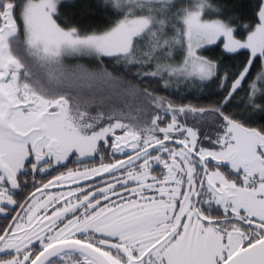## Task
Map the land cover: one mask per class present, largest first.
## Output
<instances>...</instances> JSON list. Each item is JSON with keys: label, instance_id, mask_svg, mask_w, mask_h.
Instances as JSON below:
<instances>
[{"label": "snow or ice", "instance_id": "6c2138e0", "mask_svg": "<svg viewBox=\"0 0 264 264\" xmlns=\"http://www.w3.org/2000/svg\"><path fill=\"white\" fill-rule=\"evenodd\" d=\"M76 6L0 0V264H264V0Z\"/></svg>", "mask_w": 264, "mask_h": 264}, {"label": "trees", "instance_id": "16d2710c", "mask_svg": "<svg viewBox=\"0 0 264 264\" xmlns=\"http://www.w3.org/2000/svg\"><path fill=\"white\" fill-rule=\"evenodd\" d=\"M77 5L74 9H72L71 14L81 19L84 23L85 27L91 26L93 28L102 27L104 15L99 12L96 8L90 7V5L97 3L98 0H74ZM254 3L255 0H252ZM206 56H209L214 59H223L225 66H231L233 64H239L244 57L236 56L233 59H224L221 56V53L218 49L204 52ZM183 87V86H181ZM158 94H165L162 91L158 90ZM171 99L175 100L177 103H197L199 106L208 107L215 103V101L219 98L217 95V89L215 85H212L210 88H205L203 92L197 91L192 95L185 96L183 92H173L170 96ZM244 99V93L240 94L237 102H240ZM206 122L200 123L201 132L210 131V125L212 123L213 117L207 116L203 118ZM192 125V122L189 121V126ZM256 126V125H254Z\"/></svg>", "mask_w": 264, "mask_h": 264}, {"label": "flooded vegetation", "instance_id": "af4514ba", "mask_svg": "<svg viewBox=\"0 0 264 264\" xmlns=\"http://www.w3.org/2000/svg\"><path fill=\"white\" fill-rule=\"evenodd\" d=\"M110 151V150H109ZM119 155V154H118ZM75 159V158H73ZM109 158H105V162H108ZM100 164V157H90V158H83L81 163H70L68 165L69 168H85V167H98ZM61 172H66L67 169H60ZM161 171L160 168H156L155 172L153 174H159ZM59 172H53L52 175L47 174H41L36 177V183L39 185L40 183H46L47 180L52 179L53 176L59 175ZM92 181H89L88 183H91ZM34 189L32 188L31 183L27 186L23 194L17 195V199L23 202L25 199H27V195L30 194ZM19 211V209H17ZM15 215V213H13ZM5 220L3 216H0V225L4 224ZM10 222V221H9Z\"/></svg>", "mask_w": 264, "mask_h": 264}, {"label": "rangeland", "instance_id": "374dc122", "mask_svg": "<svg viewBox=\"0 0 264 264\" xmlns=\"http://www.w3.org/2000/svg\"><path fill=\"white\" fill-rule=\"evenodd\" d=\"M65 62L69 66H71L73 64H76V63H83V64H90L91 63L87 58L77 60V59L71 58V57L67 58ZM100 110H106V109H100ZM130 115L134 116L135 114L133 113V114H130ZM118 134H119V132H118Z\"/></svg>", "mask_w": 264, "mask_h": 264}]
</instances>
